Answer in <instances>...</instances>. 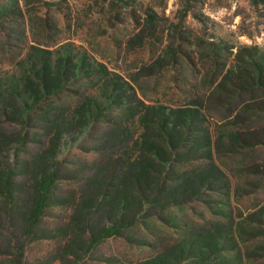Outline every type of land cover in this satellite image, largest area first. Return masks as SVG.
Returning <instances> with one entry per match:
<instances>
[{
  "label": "trees",
  "instance_id": "trees-1",
  "mask_svg": "<svg viewBox=\"0 0 264 264\" xmlns=\"http://www.w3.org/2000/svg\"><path fill=\"white\" fill-rule=\"evenodd\" d=\"M11 14L17 16L0 0V23ZM234 61L207 101L169 107L146 103L129 81L73 43L54 50L32 45L14 70L0 73V237L9 241L0 243V264H30L28 243L13 236L22 204L26 237L53 208L69 211L47 231V239L60 242L53 262L85 264L106 241L148 220L169 227L166 213L200 205L209 221L186 226L154 256L100 262L264 264V50L241 48ZM222 111L217 120L214 112ZM98 126L107 128L93 152L100 163L72 175L63 146ZM38 134L39 152L24 160ZM235 156L242 164L234 176L226 163ZM64 180L82 184L59 198ZM23 183L29 190L21 198ZM244 199L253 203L246 212L234 206Z\"/></svg>",
  "mask_w": 264,
  "mask_h": 264
},
{
  "label": "rangeland",
  "instance_id": "rangeland-1",
  "mask_svg": "<svg viewBox=\"0 0 264 264\" xmlns=\"http://www.w3.org/2000/svg\"><path fill=\"white\" fill-rule=\"evenodd\" d=\"M1 2L11 12L15 10L17 16L11 14L0 23V73L14 70L32 45L54 50L64 43H73L129 81L136 87L139 98L148 104L175 107L191 99L207 101L206 97L235 62L241 48L264 50V0ZM18 6L21 16L16 10ZM214 114L221 120L227 113ZM106 130L98 126L89 137L66 141L61 159L72 175L79 171L87 174L91 167L100 163V157L93 152L101 144ZM31 137L33 142L22 154L24 160L36 155L42 146L40 142L44 141L42 134ZM246 161L245 158L243 163ZM241 164L239 156L226 163L234 176ZM18 181L26 180L20 178ZM81 184L76 180L61 181L56 196L66 197ZM28 188L26 183L20 186L21 198L26 197ZM259 200H264V190ZM234 204L246 212L244 208H250L253 203L244 199ZM25 212L23 204L16 209L17 228L13 236L28 243L27 261L30 264H62L52 260L51 253L60 242L47 239V231L56 223L62 224L69 211L64 207L53 208L36 235L31 237L24 234ZM211 217L200 205L173 209L165 215L169 227L162 221L148 220L146 227L129 231L125 238L111 239L100 245L85 264H102L100 260L104 256L119 260L150 258L164 243L177 239L186 226L203 224ZM79 239L76 243H80ZM0 243L9 241L2 236ZM7 257L8 254L4 256L5 261Z\"/></svg>",
  "mask_w": 264,
  "mask_h": 264
}]
</instances>
